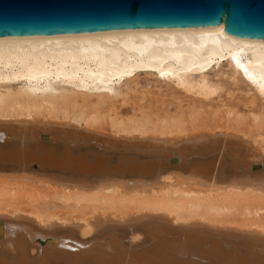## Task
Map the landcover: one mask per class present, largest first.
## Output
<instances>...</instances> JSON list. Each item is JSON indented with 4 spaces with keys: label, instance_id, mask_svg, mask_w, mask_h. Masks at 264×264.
<instances>
[{
    "label": "bare ground",
    "instance_id": "6f19581e",
    "mask_svg": "<svg viewBox=\"0 0 264 264\" xmlns=\"http://www.w3.org/2000/svg\"><path fill=\"white\" fill-rule=\"evenodd\" d=\"M226 84L251 105H264V41L230 35L223 24L0 37V120L185 139L187 145L178 147L182 155L216 158L217 165L240 174L229 183H214L174 172L155 181L87 188L0 172V264H264L259 248L227 252L230 246L224 245L211 255L193 234L207 227L264 238V185L243 178L250 153L235 139L248 140L264 156V113H251L254 130L263 132L253 135L238 126L187 127L182 120L153 121L145 115L124 120L127 111L118 104L139 94L162 106L171 90L225 109ZM130 109L136 111L134 105ZM102 110L109 117L107 128L97 116ZM38 185L54 189L53 203L72 210L50 212L35 199L12 203L21 189ZM234 214L245 221L224 219ZM32 225L51 237L40 251L28 240L35 236ZM139 230L144 238L134 235Z\"/></svg>",
    "mask_w": 264,
    "mask_h": 264
},
{
    "label": "water",
    "instance_id": "95a60500",
    "mask_svg": "<svg viewBox=\"0 0 264 264\" xmlns=\"http://www.w3.org/2000/svg\"><path fill=\"white\" fill-rule=\"evenodd\" d=\"M219 24L230 35L264 41V0H0V37ZM235 139L250 153L243 178L264 185V156L247 140ZM186 145L185 139L112 136L68 123L0 120V172L32 173L87 188L118 180L155 181L174 172L214 183L240 175L217 165L216 158L182 155L178 147ZM31 228L35 236L28 240L40 251L51 237L37 225ZM193 234L211 255L230 246L227 252L259 248L264 258V238L256 235L207 227ZM134 235L145 237L141 230ZM69 244L77 249V243Z\"/></svg>",
    "mask_w": 264,
    "mask_h": 264
},
{
    "label": "rangeland",
    "instance_id": "374dc122",
    "mask_svg": "<svg viewBox=\"0 0 264 264\" xmlns=\"http://www.w3.org/2000/svg\"><path fill=\"white\" fill-rule=\"evenodd\" d=\"M223 96L228 103V108H219L220 103L212 102V105H208V102H200L197 98L182 94L180 92L169 91V95L164 97L165 101L162 106L153 103L147 97L140 99L138 94L135 98H132L125 102H118L122 110L127 112L123 113L124 120L135 115L137 118L141 116H149L153 121H159L161 119L182 120L187 127L190 126H214V125H229L238 126L246 132H252L255 134H262V131L256 132L252 124V114L264 113V105L260 102H255L251 105L250 99L243 93L236 92L233 87L228 84L224 87ZM130 97V96H129ZM134 105L136 111H131V106ZM253 106V107H252ZM250 107L253 108V112H250ZM231 111L230 115L226 112ZM100 119V124L107 128L109 124V117L105 110L100 111L97 114ZM264 138V135H263ZM248 141V140H247ZM54 189H46L41 186L24 187L17 194V199L12 203H21L26 205L30 200L35 199L40 207L55 210H72L70 207L61 209L58 204L53 203ZM55 205V206H54ZM81 209V208H80ZM79 209V210H80ZM82 210H90L83 208ZM78 212V211H77ZM226 220H236L238 222L245 221L243 217L234 214L224 218ZM264 222V216L262 219Z\"/></svg>",
    "mask_w": 264,
    "mask_h": 264
}]
</instances>
